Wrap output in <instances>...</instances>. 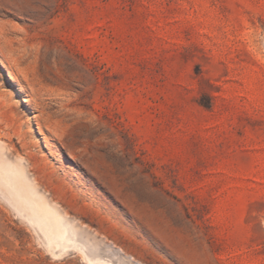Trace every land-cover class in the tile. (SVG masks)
<instances>
[{
	"label": "rangeland",
	"instance_id": "374dc122",
	"mask_svg": "<svg viewBox=\"0 0 264 264\" xmlns=\"http://www.w3.org/2000/svg\"><path fill=\"white\" fill-rule=\"evenodd\" d=\"M0 264H264V0H0Z\"/></svg>",
	"mask_w": 264,
	"mask_h": 264
}]
</instances>
